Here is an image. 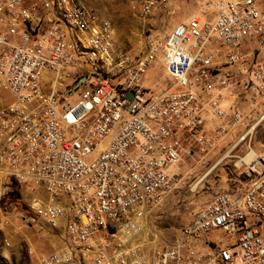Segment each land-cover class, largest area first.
Wrapping results in <instances>:
<instances>
[{"label": "built area", "instance_id": "built-area-1", "mask_svg": "<svg viewBox=\"0 0 264 264\" xmlns=\"http://www.w3.org/2000/svg\"><path fill=\"white\" fill-rule=\"evenodd\" d=\"M190 1L187 21L110 67L115 30L94 10L83 12V40L74 4L0 0V196L15 183L33 191L21 211L16 202L7 209L60 242L50 252L30 248L40 264H264L261 158L246 191L217 192L174 241L162 243L152 228L184 158L209 144L210 130L244 125V100L264 99V0ZM168 4L141 0L138 13Z\"/></svg>", "mask_w": 264, "mask_h": 264}, {"label": "rangeland", "instance_id": "rangeland-1", "mask_svg": "<svg viewBox=\"0 0 264 264\" xmlns=\"http://www.w3.org/2000/svg\"><path fill=\"white\" fill-rule=\"evenodd\" d=\"M79 1L110 22L115 30L116 54L121 58L144 53L149 42L164 37L174 25L187 21L195 10L190 0H169L166 12L157 10L155 14L144 17L138 13L141 0ZM161 75L165 80L164 72ZM242 105L246 118L244 125L223 134H219L217 129L210 130L207 135L209 144L198 148L191 157L184 158L177 170L178 189L156 211L151 221L162 243L174 241L180 229L217 192L241 193L249 188L255 176L248 174L249 167H237V162L238 157L245 156L251 146L262 156L264 163V121L254 134L240 142L264 117V99L258 103L244 100ZM229 153L232 157L226 158ZM33 196L27 183H15L4 200L0 196V264H40L37 255L29 254L30 248L37 253L50 252L60 244L45 226L35 223L27 227L21 219L15 221L11 216L13 213L17 216L18 211L13 207L7 209L9 203L16 202L21 211L20 205L24 207Z\"/></svg>", "mask_w": 264, "mask_h": 264}, {"label": "bare ground", "instance_id": "bare-ground-1", "mask_svg": "<svg viewBox=\"0 0 264 264\" xmlns=\"http://www.w3.org/2000/svg\"><path fill=\"white\" fill-rule=\"evenodd\" d=\"M73 30L75 33H78L83 40H90V30L88 26L85 24V14L83 12H87L88 8L82 4L79 0H64V7L73 8ZM81 52H89L88 44H80ZM113 52L114 57L110 60V67H123V65H128L131 62L133 56L121 58L120 55L116 54L115 50V40L113 41ZM149 83V81H148ZM264 121V117L260 122L247 133V135L241 139L240 142H244L248 136L254 134V130H256L257 126L260 125ZM240 144V143H239ZM232 157L231 153L227 154L226 158ZM262 156L258 154V152L252 146L249 149V152L242 157H238L239 161L237 162V167L241 168L243 166H251ZM195 188V187H194ZM124 198L132 199V189L124 190ZM143 208L146 211H151L153 209V203L150 201V198H143ZM132 218L133 211H125L124 213V221L123 228L132 227ZM80 264H88V260H80ZM191 264H198V261H191Z\"/></svg>", "mask_w": 264, "mask_h": 264}, {"label": "crops", "instance_id": "crops-1", "mask_svg": "<svg viewBox=\"0 0 264 264\" xmlns=\"http://www.w3.org/2000/svg\"><path fill=\"white\" fill-rule=\"evenodd\" d=\"M11 216L13 217V219L15 220V221H20V219L18 218V216H16V214H11ZM23 222V221H22ZM24 223V222H23Z\"/></svg>", "mask_w": 264, "mask_h": 264}]
</instances>
